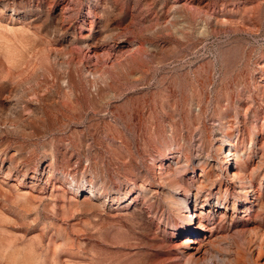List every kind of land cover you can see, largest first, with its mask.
<instances>
[{
  "label": "rangeland",
  "instance_id": "374dc122",
  "mask_svg": "<svg viewBox=\"0 0 264 264\" xmlns=\"http://www.w3.org/2000/svg\"><path fill=\"white\" fill-rule=\"evenodd\" d=\"M0 264H264V0H0Z\"/></svg>",
  "mask_w": 264,
  "mask_h": 264
},
{
  "label": "bare ground",
  "instance_id": "6f19581e",
  "mask_svg": "<svg viewBox=\"0 0 264 264\" xmlns=\"http://www.w3.org/2000/svg\"><path fill=\"white\" fill-rule=\"evenodd\" d=\"M227 145V144H226ZM231 148V147H230ZM219 155H224L225 158L231 157L234 153L230 150H228L227 146H225L224 144L221 145L219 147ZM236 153V152H235ZM235 156V154H234ZM227 163L230 161L229 159L225 160ZM207 176V175H206ZM232 176V175H231ZM234 176V175H233ZM205 177V176H204ZM209 177V176H208ZM210 178V177H209ZM89 192L91 193V195H94L95 190L93 188L89 189ZM89 202V201H88ZM97 204V203H96ZM260 205V204H259ZM195 225L194 223V219H193V215L191 216V214L188 215H184L182 217V228H186L187 226H190V229L193 228V226Z\"/></svg>",
  "mask_w": 264,
  "mask_h": 264
}]
</instances>
